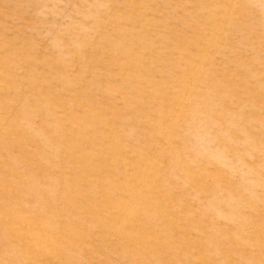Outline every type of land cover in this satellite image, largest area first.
Masks as SVG:
<instances>
[{
	"label": "rangeland",
	"instance_id": "1",
	"mask_svg": "<svg viewBox=\"0 0 264 264\" xmlns=\"http://www.w3.org/2000/svg\"><path fill=\"white\" fill-rule=\"evenodd\" d=\"M0 264H264V0H0Z\"/></svg>",
	"mask_w": 264,
	"mask_h": 264
}]
</instances>
